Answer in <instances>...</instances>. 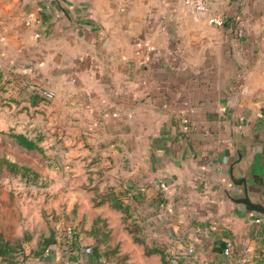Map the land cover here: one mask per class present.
I'll list each match as a JSON object with an SVG mask.
<instances>
[{"label": "crops", "instance_id": "obj_1", "mask_svg": "<svg viewBox=\"0 0 264 264\" xmlns=\"http://www.w3.org/2000/svg\"><path fill=\"white\" fill-rule=\"evenodd\" d=\"M0 29L12 99L39 109V130L71 149L65 163L88 164L73 258L108 264L92 245L121 241L130 264H164L146 253L164 239L175 263L193 246L184 263L264 264V213L227 194L246 175L256 195L264 178V0H213L203 14L181 0H0ZM109 187L140 240L120 209L96 203ZM50 247L11 264H60L58 235Z\"/></svg>", "mask_w": 264, "mask_h": 264}, {"label": "rangeland", "instance_id": "obj_2", "mask_svg": "<svg viewBox=\"0 0 264 264\" xmlns=\"http://www.w3.org/2000/svg\"><path fill=\"white\" fill-rule=\"evenodd\" d=\"M0 76V156L6 155L17 162L28 164L41 174L37 181H33L0 168V229L4 239L15 244L16 254H24L23 250L28 247L30 253H40L50 247L47 239L51 234L58 235L60 239L64 226H75L79 232L80 226L87 224L90 210L86 205L89 198L86 191L92 189V180L76 176L78 170H87L88 164L79 166L70 161L65 163L66 159L69 160L67 155L71 153L70 147H56L54 138L43 133L42 129L39 130V109L36 112L26 110L22 99L14 101L9 93V82L3 74ZM11 130L41 138L43 151H29L19 147L9 135ZM82 204L85 210L80 208ZM124 218L128 223L127 228L133 230L137 238L143 235L135 225L134 219L138 216L134 209L124 213ZM145 233L148 236L147 230ZM163 240H158L157 246L164 248L168 258L173 261L169 253L170 243ZM100 250L101 253L105 250L111 252L104 255L101 262L130 264L126 257H118L123 255L121 241L111 245L100 242ZM186 255L191 256L188 253ZM188 256L180 257L187 260Z\"/></svg>", "mask_w": 264, "mask_h": 264}, {"label": "trees", "instance_id": "obj_3", "mask_svg": "<svg viewBox=\"0 0 264 264\" xmlns=\"http://www.w3.org/2000/svg\"><path fill=\"white\" fill-rule=\"evenodd\" d=\"M44 97V96H43ZM45 98V97H44ZM9 135L12 141L21 148H24L29 151L40 150L43 151V147L41 145V138L32 137L24 132H17L11 130ZM0 168H6L12 173L21 174L22 177L37 181L41 174L34 167L17 162L13 159H10L8 156L3 155L0 156ZM109 202L110 205L114 208L120 209L123 213H127L129 211V204L125 201V195L120 190H116L114 187H109L105 192L100 195V198L96 200V203H104ZM139 229V228H137ZM133 232V230H132ZM136 239L140 240L139 237ZM55 241V235L51 234L47 239V245ZM76 245L78 241V231L76 232L75 237ZM16 246L12 242L5 240L2 231L0 230V264H11L15 263L18 260L16 259ZM76 250V246H73ZM93 256L99 258L102 253L100 250V243H95L92 245ZM158 252L162 255V260L164 264H188L184 263V260L181 257H177V262H173L171 258H168V253L164 248L158 246H146V253H154Z\"/></svg>", "mask_w": 264, "mask_h": 264}, {"label": "built area", "instance_id": "obj_4", "mask_svg": "<svg viewBox=\"0 0 264 264\" xmlns=\"http://www.w3.org/2000/svg\"><path fill=\"white\" fill-rule=\"evenodd\" d=\"M212 1L213 0H181L182 4L185 7L192 9L197 14H203L208 12L210 10ZM208 20L209 22L214 23L216 25H223L224 23L223 18L217 14L209 15ZM37 35L39 34L37 33ZM42 95L46 99H52L56 96V91L51 88H44L42 91ZM257 220H260V218H258ZM76 232L77 229L75 226H64L63 232L61 233L59 239V248L63 257L60 264H81V261L79 259H75L72 257L75 251L73 246H76ZM230 249L231 244H229L225 250L228 253L230 252ZM53 251L54 249L49 247L47 250H45V255L51 256L53 254ZM187 251L189 254H193L195 249L193 246H190Z\"/></svg>", "mask_w": 264, "mask_h": 264}, {"label": "water", "instance_id": "obj_5", "mask_svg": "<svg viewBox=\"0 0 264 264\" xmlns=\"http://www.w3.org/2000/svg\"><path fill=\"white\" fill-rule=\"evenodd\" d=\"M241 156V155H240ZM241 158V157H240ZM238 160L236 159V162ZM254 180L258 185L257 194L253 195L250 192L249 180L246 175H243L240 181H236L237 185L241 187L242 192L234 194L227 191L228 196L239 204H244L246 212L249 213H264V178L254 174Z\"/></svg>", "mask_w": 264, "mask_h": 264}]
</instances>
